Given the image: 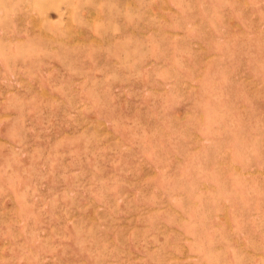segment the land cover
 Masks as SVG:
<instances>
[{"label":"rangeland","instance_id":"374dc122","mask_svg":"<svg viewBox=\"0 0 264 264\" xmlns=\"http://www.w3.org/2000/svg\"><path fill=\"white\" fill-rule=\"evenodd\" d=\"M0 264H264V0H0Z\"/></svg>","mask_w":264,"mask_h":264}]
</instances>
